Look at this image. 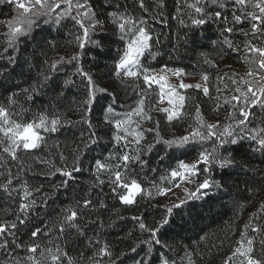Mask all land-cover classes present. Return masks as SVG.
Returning <instances> with one entry per match:
<instances>
[{"label": "snow or ice", "instance_id": "snow-or-ice-1", "mask_svg": "<svg viewBox=\"0 0 264 264\" xmlns=\"http://www.w3.org/2000/svg\"><path fill=\"white\" fill-rule=\"evenodd\" d=\"M0 5L11 9L10 18L0 20V40L4 41L0 60L7 57L8 64L18 59L21 38L35 39L37 30L51 36L53 28L59 31L65 21H73L74 54L67 57V62L74 70L63 83L70 85L74 83V76L81 78L84 89L79 115L80 123L87 126L78 130L79 143L73 149L72 164L69 166L65 155L60 153L58 160L64 166H58L46 157L36 156V151L42 150L41 145L47 142L43 133L60 135L65 130L64 125L72 121H63L58 114L47 109L28 120V110L23 104L17 110L21 95L26 101L35 102L37 84L24 88L22 92L7 89L10 94L6 97L0 94V191L12 201V204L6 202L4 211L14 217L0 222V264H123L122 260L114 259L115 249L107 241L101 243L102 232L94 231L96 238H88L90 252L82 251L72 256L67 244L72 236L87 237L81 223L86 211H96L97 219L91 221L90 226L102 229L105 227L102 213L108 208L109 199H118L126 207L139 205L136 197L143 198L145 186L133 175L136 168L141 169L148 182L149 198H154L152 188L156 189L157 196L167 197L173 187H180L183 183L194 185L191 189L184 187L185 195L189 199H198L207 196L213 188L223 186L213 173L217 168L221 171L231 168L235 163L236 147H246L251 161H255L258 154L261 158L258 164L264 165V0H171V4L169 0H134L129 7L118 0H0ZM173 11L179 25L188 29L177 36L178 41L195 50L197 44L207 40L212 51L220 50L218 58H231L235 54L247 70L243 74L235 71L220 74L217 71L213 85L208 69H218L219 66L216 58L209 59L207 50L200 51L207 67L199 73L200 81L195 83L185 82V78L197 73H189L183 67H154L152 62L160 55L161 34H152L150 21L160 23L165 15L172 16ZM209 22L219 29L215 39L204 35ZM197 30H200L199 36ZM113 38L118 44L115 55L110 54ZM45 44L53 49L56 47L54 38ZM110 55L113 61L110 75L120 80L126 93L129 89L132 93V103L124 111L118 110L124 102L115 90L99 85L100 78L84 67L89 62L97 64L99 59ZM65 60V56L50 63L46 60L48 69L40 73L43 81L51 80L49 72H58ZM8 64L0 65V80L8 77ZM170 76L176 78L175 82L170 81ZM140 80L143 81L142 87L138 83ZM213 87L216 96L212 95ZM189 89H195L213 102V110L218 116L221 110L224 111L225 119L204 123L201 105L197 103L198 123L195 126L189 124L179 135L165 137L162 135L163 122L175 127L176 121L183 120L186 102L190 99L187 95ZM151 93H156V97L150 99ZM97 109L100 115L93 123ZM149 136L152 142H147ZM97 149H100L99 155L90 156ZM180 149L194 150L195 159L192 162L177 160L175 166H167V175L161 176L165 183L157 186L159 167H151L150 154L163 152V155H157L161 166L165 157L171 159L174 150ZM21 153L35 157V162L47 170H38L25 163L21 160ZM85 162L94 177L92 191L74 203L62 206L50 225L29 227L33 213L38 214V206L47 208L54 200L43 191V183L40 187L31 185L28 174L43 176L53 188L58 186L52 177L58 175L62 177L60 185L67 190L78 178L77 174L84 173ZM255 164L249 162L248 170L255 171ZM260 172H264V168L257 174ZM37 194L44 196L39 202ZM162 203L156 201L158 210ZM184 203L181 200L179 204L164 205L160 217L151 224L147 212L132 216L140 235L147 233L131 248L133 252L139 249L145 253L135 264H154L153 252L157 246L168 250L161 252L158 264H176V260L168 255L172 246L161 241L160 233L170 223L173 210ZM120 219L126 220L125 217ZM260 221H264V202L239 230L233 246L223 253L221 264H264V223ZM112 223L115 225V221ZM21 228L26 230L25 235H30L28 241L18 238ZM41 237L47 239V245L36 242ZM61 240L65 242L63 247ZM192 240L195 247L189 244L181 251L188 264H199L195 258L201 252L211 251L207 247L210 238L203 234Z\"/></svg>", "mask_w": 264, "mask_h": 264}, {"label": "trees", "instance_id": "trees-1", "mask_svg": "<svg viewBox=\"0 0 264 264\" xmlns=\"http://www.w3.org/2000/svg\"><path fill=\"white\" fill-rule=\"evenodd\" d=\"M118 2L126 7L132 6L134 0H118ZM171 4V0H169ZM11 9L7 5H0V20H6L10 18ZM149 15H152L151 13ZM103 19V17H101ZM187 19V17H185ZM65 26L57 31L53 28L51 36L48 32H41L37 30L34 34L35 39L21 38L22 42L19 47L21 49L18 59L12 63L8 64L7 57L0 60V65L8 64L9 75L6 79L0 80V94L4 97L10 94V91L22 92L24 88L30 87L35 84L36 81L42 76L40 73L48 69V65L45 64L47 60L49 63L59 58L60 56H65L66 60L64 66L60 68L58 72H49L52 77L51 80L47 81L52 84H58L59 88L63 93L71 95L75 100V114L73 117L67 118L63 121H72L71 124L64 125V131L60 135L47 134V139L61 136L63 134L71 135L73 137V142L60 150H58V156L60 153L65 155L68 161V165L72 164V153L76 144L79 143V129L86 128L87 126L80 123L79 106L83 98L82 93L84 85L80 83L81 78L79 76H74V83L70 85H64L63 81L68 75L73 72V67L67 62V57L74 54L73 49L75 47V36L73 33L74 23L71 20L64 22ZM152 27V34L155 36L160 33V55L157 61H153L152 64L167 63L169 65L183 67L189 73H199L207 67L203 62L204 58L200 56L201 50H207L209 52V59L216 58L215 62L218 64V69L209 68L208 71L212 76V83L215 85L217 71L220 74L231 73L233 71L243 74L242 70L226 67L220 64V58H218L217 53L220 51H212L207 40L200 42L195 46V50L192 47L185 45L182 41L177 40V36L183 32L188 31V29L182 28L177 19H175V12L173 11L172 16L165 15L162 18V22L156 23L150 21ZM111 28V25H108ZM2 31V30H0ZM197 36L200 35V30L196 32ZM204 35L211 39H215L219 35V29L216 24L209 22L205 26ZM50 38H54L56 47L53 49L51 45L45 44ZM72 41V43H70ZM239 42V41H238ZM203 45V49L201 48ZM4 41L0 40V52L3 51ZM118 44H116L113 38V44L110 49V54L115 55V51ZM109 58H101L98 60L97 64H92L91 62L84 64L85 69L89 70L94 77L100 78L98 84L106 86L110 89H114L116 95L119 96L120 100L127 104L130 96L132 95L131 90L125 92V87L120 82L117 81L115 77L110 75V70L113 67V61ZM231 58L237 59L235 54L231 55ZM89 61L91 60L88 57ZM230 58H224L223 60H228ZM242 63V61H241ZM243 64V63H242ZM243 67L246 66L243 64ZM242 71V72H240ZM9 89V92L6 90ZM187 95L190 99L186 102V107L183 112V120L176 121L175 127L164 123L163 133L165 137H171L174 134H181L189 124L196 125V112L195 105L199 103L201 105V115L204 123L216 122L217 119L223 121L225 119L226 113L220 111L219 116L213 110V102L209 101L207 98L203 97L202 93H197L195 89L187 90ZM212 95H218L213 87ZM222 95V94H221ZM199 97L197 100L196 97ZM23 104L25 109L28 110L26 119L31 120L32 117L38 114L43 107V98L40 90H37L35 94V102L26 101L24 95L19 96L17 110H19V105ZM121 107L118 109L120 110ZM100 112L97 111L93 115V123L99 118ZM154 117L157 115L153 113ZM51 118V117H50ZM103 131V129H100ZM87 133H85L86 135ZM102 143L105 140L102 139ZM147 142H152L151 136H149ZM146 142V143H147ZM100 149L90 153V156L99 155ZM157 155H163V152L157 154L153 152L150 154L153 164L151 167H159V173L156 174V185L162 186L165 181L161 180V176H166L168 173L167 166H175L177 160H185L186 162H192L195 159V151L183 149L174 150V155L171 159L165 157L163 165H159V160ZM235 163L230 169H225L221 171L219 168L216 169L215 175L217 181H222L223 186L220 189L213 188L207 196H200V198L189 199L186 195L180 199L184 200L185 203L173 210V214L170 219V223L161 229L160 239L162 242H167L172 246V251L168 252V255L176 260V264H188L187 258L184 256V252L181 249L186 248L187 245L191 244L195 247V241L193 238L198 237V235L207 234L210 238V243L207 247L211 248L209 252H201L196 256V260L199 264H221V256L224 252H227L230 247L233 246V240L238 238L239 230L243 229L244 223H246L251 215L259 207V202L261 200V194L264 191V172H259L264 165L258 164L261 159L257 154L256 160L251 161L250 154L247 148L236 147L234 150ZM146 159L148 156L145 157ZM113 163L115 161H112ZM249 162L257 163L255 164V171H249ZM56 163L58 166L63 167L59 160ZM138 180L143 181L145 186V194L143 198L139 195L136 197L139 200L138 206L126 207L120 204L118 199H109L107 201L108 208L103 211V220L105 227L93 229L90 226V222L97 219V213L95 210H88L84 214V218L81 220L84 230L87 232V237L77 238L72 236L68 241V250L70 255L77 256L78 253L90 252L91 249L88 245V238L95 239L94 231L102 232L103 235L100 236L101 243L107 241L113 249H115L114 259L117 261L122 260L123 264H135L136 260H140L144 256V252L137 249V252L131 250L132 246L137 244L139 240L144 239L147 233L140 235L139 229L136 227V222L131 218L133 215H140L141 213L147 212L148 223L151 224L155 219H158L163 211L164 205H171V203H165L161 196L156 195V189L152 188L154 198H149L147 195L148 182L143 177L140 168H136L133 173ZM150 175H152L150 173ZM77 179L70 184L67 190L60 185V180L62 177L56 176L52 177L55 180L58 188H53L52 185L45 180L42 176V180L45 181L43 185V191L51 195V199L54 203H51L47 208L38 206V214L33 213L32 218L29 223V227L39 224L42 228L44 224H51L53 220L56 219L57 214L60 212L62 206L67 203H74L77 199L86 196L92 191V182L94 177L87 170V162H85V171L83 174H77ZM203 179V177H201ZM194 188V186H193ZM44 198L43 194H37L38 202ZM94 200L96 196L92 197ZM162 201L160 209H157L156 201ZM151 205V207H149ZM120 217H125L126 220L120 219ZM11 219H14L12 217ZM43 221V223H42ZM115 221V225H113ZM264 223V221H260ZM25 229L21 228L18 238H22L25 241L30 239V235H25ZM129 233H134L129 235ZM42 245H47V239L41 237L36 241ZM64 241H60L61 247L64 246ZM222 245V248L219 246ZM167 252L166 248L161 249L157 246V250L153 252V256L156 258L154 264H158V258L161 252ZM121 253L124 255L121 256Z\"/></svg>", "mask_w": 264, "mask_h": 264}, {"label": "rangeland", "instance_id": "rangeland-1", "mask_svg": "<svg viewBox=\"0 0 264 264\" xmlns=\"http://www.w3.org/2000/svg\"><path fill=\"white\" fill-rule=\"evenodd\" d=\"M220 64L225 65L226 67L240 69L242 71H246L245 67H243V64L240 60L235 58H230L228 60H220ZM164 65H167L169 67H177L173 65H169L167 63H159L154 64V67H162ZM240 71V72H242ZM242 72V73H244ZM118 82L120 80L116 78ZM176 78L174 76H170V81L175 82ZM39 81V83H38ZM200 81V75H194V76H188L185 78V82L188 83H195ZM139 85L143 86V81L140 80ZM37 88L40 90L42 98H43V107L44 109H47L49 112H55L59 115V117L62 120H65L67 118L73 117L75 114V100L71 95L63 93L61 89L59 88L58 84H52L49 82L43 81V78H39L36 83ZM155 88V85H153ZM131 97V96H130ZM156 93L150 94V99L155 98ZM132 100L129 98V101L127 104H124V106H121L120 111H124L125 107L128 104H131ZM73 142V137L71 135L63 134L58 137L49 138L47 139V142L41 145L42 150L36 151V156L38 157H46L51 162H56L58 160V150L65 148L69 146ZM35 157L28 156L23 153H21V160H23L27 164H31L33 168L36 169H43L47 170V168L44 165H40L35 162ZM19 163V162H17ZM13 172H15V167H13ZM39 174H37L35 177L31 175V173L28 174V181L31 185H35L36 187H40L41 184L45 183L44 180H42ZM193 184L185 185L181 183L180 187H173L172 191L168 193L167 197L161 196L162 200L165 203H177L180 199H182L185 196V193L183 191L184 187L193 188ZM6 202L8 204H12V201L8 199L6 194H4L2 191H0V222H3L5 220H11L13 216L9 215V213L4 211V208L6 207ZM264 202V191L261 194V200L259 203ZM18 207V204L15 205Z\"/></svg>", "mask_w": 264, "mask_h": 264}]
</instances>
